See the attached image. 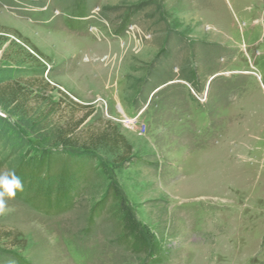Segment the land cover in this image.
I'll return each mask as SVG.
<instances>
[{
  "label": "rangeland",
  "instance_id": "374dc122",
  "mask_svg": "<svg viewBox=\"0 0 264 264\" xmlns=\"http://www.w3.org/2000/svg\"><path fill=\"white\" fill-rule=\"evenodd\" d=\"M9 41L39 60L20 79L53 120L91 112L82 140L112 122L134 159L59 187L1 154L24 188L0 215V264H264V0H0V54Z\"/></svg>",
  "mask_w": 264,
  "mask_h": 264
},
{
  "label": "trees",
  "instance_id": "16d2710c",
  "mask_svg": "<svg viewBox=\"0 0 264 264\" xmlns=\"http://www.w3.org/2000/svg\"><path fill=\"white\" fill-rule=\"evenodd\" d=\"M25 64L40 63L23 47L9 41L0 54V155L9 152L16 168H20L23 175L46 183L51 181L59 187L68 185V181L73 178L76 182L88 181L92 166L98 160L120 167L133 161L131 145L112 122L103 121L97 127L88 129L82 140L79 128L91 112L85 113L75 122L61 124L53 120L50 111L53 105L43 96L34 94L30 86L21 80V76L26 77L30 70ZM28 137L38 142L35 147L42 149L33 150ZM60 149L63 152L57 151ZM78 149L89 154L80 157L66 151ZM70 195L69 191L61 189L56 194H40L34 199L38 200L36 205L53 203L55 207L62 198ZM109 197L119 200L122 214L120 224L127 243L132 250L150 255L154 247L153 240L149 235L138 233L133 214L113 185L110 186ZM62 206L57 212L51 213H58L62 208L68 210L70 203ZM103 206L105 203L100 205L98 212Z\"/></svg>",
  "mask_w": 264,
  "mask_h": 264
},
{
  "label": "clouds",
  "instance_id": "9594fccd",
  "mask_svg": "<svg viewBox=\"0 0 264 264\" xmlns=\"http://www.w3.org/2000/svg\"><path fill=\"white\" fill-rule=\"evenodd\" d=\"M23 182L15 171L0 172V215L8 211L7 201L15 198L17 192H22Z\"/></svg>",
  "mask_w": 264,
  "mask_h": 264
},
{
  "label": "water",
  "instance_id": "95a60500",
  "mask_svg": "<svg viewBox=\"0 0 264 264\" xmlns=\"http://www.w3.org/2000/svg\"><path fill=\"white\" fill-rule=\"evenodd\" d=\"M258 77V76H257ZM258 79H259V77H258Z\"/></svg>",
  "mask_w": 264,
  "mask_h": 264
}]
</instances>
